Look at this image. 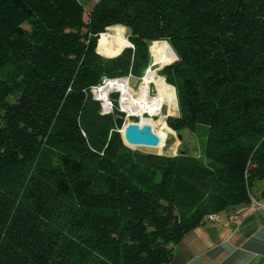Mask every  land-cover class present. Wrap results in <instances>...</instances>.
I'll return each mask as SVG.
<instances>
[{"label": "trees", "instance_id": "trees-1", "mask_svg": "<svg viewBox=\"0 0 264 264\" xmlns=\"http://www.w3.org/2000/svg\"><path fill=\"white\" fill-rule=\"evenodd\" d=\"M123 26L133 46L103 54ZM153 41L178 55L166 79L148 68ZM129 74L176 87L168 121L197 129L202 153L125 142L118 96L102 113L92 86ZM257 179L264 0H97L88 17L80 0H0V264H163L207 214L250 201Z\"/></svg>", "mask_w": 264, "mask_h": 264}, {"label": "crops", "instance_id": "crops-1", "mask_svg": "<svg viewBox=\"0 0 264 264\" xmlns=\"http://www.w3.org/2000/svg\"><path fill=\"white\" fill-rule=\"evenodd\" d=\"M85 16L97 0H80ZM124 28L126 26H123ZM155 54V53H152ZM257 189L255 201L241 202L215 213H209L203 221L189 231L176 245L173 258L163 264H264V197ZM248 212L242 223L233 221L234 213Z\"/></svg>", "mask_w": 264, "mask_h": 264}, {"label": "rangeland", "instance_id": "rangeland-1", "mask_svg": "<svg viewBox=\"0 0 264 264\" xmlns=\"http://www.w3.org/2000/svg\"><path fill=\"white\" fill-rule=\"evenodd\" d=\"M85 17H88V15H86ZM115 26H117V25H115ZM119 29L120 28H118L116 30H119ZM122 30H123V34L125 35V38H126L125 39L126 41L123 43L124 44L127 43L128 45L126 44V46H129L130 40L128 38V34H129L130 30L128 27H125V28L122 27ZM107 32H106V35L107 34L109 35V36L108 35L107 36L109 37V39L111 38L110 40L112 41L113 45L117 46V47H115L114 50L110 53H103L102 49L106 45L105 44L103 46V48L101 49V52L103 54H106V55H112V54H114L116 49H119L122 46L123 43L117 44L114 41V39L111 37L112 33H109V32L107 33ZM161 40H165V39H161ZM107 41H108V39H107ZM165 41H167V40H165ZM153 44H154V41L151 43V46H150V51H151L152 56H151V63L149 64L148 68H152L155 72L159 73V75H161L165 78L164 74L161 72L162 68L159 69V67L162 65L165 66L166 64H169V63L173 62L174 60H176L177 58L174 59L168 53L152 51L151 48H152ZM152 52L159 53L160 55L168 57L170 59V62L162 64V65L155 64L154 62L156 59V54H152ZM120 77H124V76H120ZM142 77L143 76H141V77H137L134 75L130 76L128 82L130 84L129 85L130 88L134 92L137 91L138 87H140L142 80L146 79V78L142 79ZM150 78H153V77H150ZM153 79L161 81L160 79H157V78H153ZM104 81H105V78L103 79V82ZM161 82H163V81H161ZM166 82H167V80H166ZM151 84L152 85H151L150 90H151V93L154 94L156 92V85L154 83H151ZM168 84L175 88V95H176V101H177L176 107L171 108L167 103H165L162 107V112L160 113V115L157 114V115L152 116L149 113H140V111L138 110V105L135 102L132 110L129 113L127 111H125L126 115H125V119H124V123H123V126H124L125 124H127L131 121H135V122H139V123H145V122L151 121L153 124V128L161 136L160 144L157 146L131 145V147L134 149L145 151V152H159V153H163V152L178 153L182 149H188L189 151H191L193 153L200 154V153H202V141H201L200 134L197 132V129L191 130L189 127H183L180 129H176V128H173L168 121L169 117L177 116L180 114L177 89L173 84H171V83H168ZM97 87H95V94L96 95H98L97 91H96ZM127 89H128V85H127ZM109 95H110V100H112V102H115V99H114L115 95L118 96L117 100H118L119 107L121 109L124 108L122 106V103H121L122 93L119 90L114 89L113 91L110 92ZM134 101H135V99H134ZM123 126L120 128V131L122 130ZM261 188L262 189L264 188V179H257L256 181L253 182L250 201H252V206H254L255 208H261V207H259V202L255 201V195H254V193H256L257 189H261ZM213 213H215V212H212V214ZM210 218H211V216H210ZM217 219H219V216ZM217 219H212V220H217Z\"/></svg>", "mask_w": 264, "mask_h": 264}, {"label": "bare ground", "instance_id": "bare-ground-1", "mask_svg": "<svg viewBox=\"0 0 264 264\" xmlns=\"http://www.w3.org/2000/svg\"><path fill=\"white\" fill-rule=\"evenodd\" d=\"M111 37L117 44H122L126 41L122 28L112 33ZM127 78L128 77L109 79L108 77H106L105 81L102 84L98 85L96 89L97 94L107 102V100L110 99L109 94L111 91H113L114 89H124L128 85ZM151 83H154L156 85V92L154 94H152L150 90L152 85ZM135 102L138 105V110L140 111V113H149L152 116L157 114L160 115V113L162 112V107L165 103H167L171 108L177 106L175 88L167 83L153 78L143 79L140 84L138 94L135 97Z\"/></svg>", "mask_w": 264, "mask_h": 264}, {"label": "water", "instance_id": "water-1", "mask_svg": "<svg viewBox=\"0 0 264 264\" xmlns=\"http://www.w3.org/2000/svg\"><path fill=\"white\" fill-rule=\"evenodd\" d=\"M163 67L164 65L160 66L159 69ZM102 78L104 79L106 76L103 75ZM121 132L125 142L130 146H157L161 142V136L155 131L151 121L145 123L131 121L123 126Z\"/></svg>", "mask_w": 264, "mask_h": 264}, {"label": "built area", "instance_id": "built-area-1", "mask_svg": "<svg viewBox=\"0 0 264 264\" xmlns=\"http://www.w3.org/2000/svg\"><path fill=\"white\" fill-rule=\"evenodd\" d=\"M130 45L133 46V43L131 42ZM131 75L132 74H129V75H126L124 77H128V79H129ZM100 84L101 83H99L98 85H100ZM98 85H93L92 86V92L94 93V96L96 98L100 99L101 102H102V113H110V112H113L114 111V104H113L112 100L109 99L106 102L99 95H96L95 94V87H97ZM122 110L127 111L125 108H122ZM247 214H248V212H244V213H242V215H239L237 213H234L233 216H232L233 221H235L237 224H240V223H242L244 217H246ZM210 216H211L212 219H217L218 218V214L217 213H213Z\"/></svg>", "mask_w": 264, "mask_h": 264}]
</instances>
